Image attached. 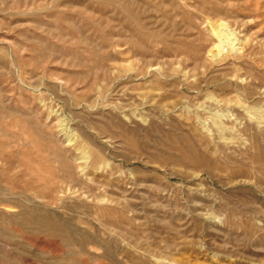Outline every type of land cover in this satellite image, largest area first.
<instances>
[{"label": "rangeland", "instance_id": "1", "mask_svg": "<svg viewBox=\"0 0 264 264\" xmlns=\"http://www.w3.org/2000/svg\"><path fill=\"white\" fill-rule=\"evenodd\" d=\"M0 264H264V0H0Z\"/></svg>", "mask_w": 264, "mask_h": 264}]
</instances>
